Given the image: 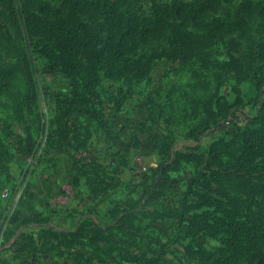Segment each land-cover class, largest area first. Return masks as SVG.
I'll use <instances>...</instances> for the list:
<instances>
[{
	"label": "rangeland",
	"instance_id": "obj_1",
	"mask_svg": "<svg viewBox=\"0 0 264 264\" xmlns=\"http://www.w3.org/2000/svg\"><path fill=\"white\" fill-rule=\"evenodd\" d=\"M9 1L0 264H264V242L188 218L201 193L264 214V0H14L23 28ZM99 37L128 62L57 44Z\"/></svg>",
	"mask_w": 264,
	"mask_h": 264
},
{
	"label": "trees",
	"instance_id": "obj_2",
	"mask_svg": "<svg viewBox=\"0 0 264 264\" xmlns=\"http://www.w3.org/2000/svg\"><path fill=\"white\" fill-rule=\"evenodd\" d=\"M11 11L14 13V24L17 28H23L22 22L23 20L18 17L20 14V10L18 9L16 3L14 0H10L9 4ZM24 11V10H21ZM58 31H63L64 29L61 27L57 28ZM79 28H77L76 31H78ZM81 31V30H80ZM94 34V33H93ZM187 33H180V32H173L171 43L169 46L168 51L166 52V55L174 56L178 53L179 48L183 45V40L186 39ZM51 37L52 34H50ZM69 39V38H68ZM54 41V39H52ZM69 41V40H68ZM61 49L66 48V50H71L74 47L80 48L83 47L84 49H88V54L90 55V58H92L95 62H101V60L104 58V56L111 57L112 60H118L121 63L128 62V59H123L125 56V49L127 48V43L123 41V39L120 37V39H109L105 40L104 38L99 37L95 42L90 44H85L84 42H59L57 43ZM53 45H51L52 47ZM49 47V46H47ZM50 48V47H49ZM25 52H23L24 59L29 60L30 57L27 53V50L24 49ZM52 51V50H51ZM53 57H55L53 55ZM29 64H22L20 66L21 70L23 71L25 76L30 77V67ZM149 64L148 62L143 63L142 61H135L130 66H120L118 67V71H133L134 73H141L147 70ZM1 71V69H0ZM238 160H241V156L237 157ZM250 161V159H249ZM199 202L196 206L197 210H194L191 212L188 216V218H200L203 222L208 223L213 222L214 224H218L223 231L228 233L230 237H234V239H242L244 240L243 236L246 235V241L248 245L251 247H257L261 246L262 242H264V214L261 212H250L248 217L246 219H239L235 216L233 208V205H230L231 207H225L222 204V214H217V203H222L221 200L215 199L213 196H211L209 193H201L199 196ZM235 210V209H234ZM245 241V240H244ZM245 243V242H244ZM243 243V244H244Z\"/></svg>",
	"mask_w": 264,
	"mask_h": 264
}]
</instances>
